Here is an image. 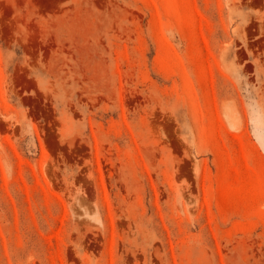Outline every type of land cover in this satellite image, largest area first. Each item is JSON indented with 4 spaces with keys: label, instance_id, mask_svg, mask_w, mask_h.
<instances>
[{
    "label": "rangeland",
    "instance_id": "1",
    "mask_svg": "<svg viewBox=\"0 0 264 264\" xmlns=\"http://www.w3.org/2000/svg\"><path fill=\"white\" fill-rule=\"evenodd\" d=\"M0 264H264V0H0Z\"/></svg>",
    "mask_w": 264,
    "mask_h": 264
}]
</instances>
